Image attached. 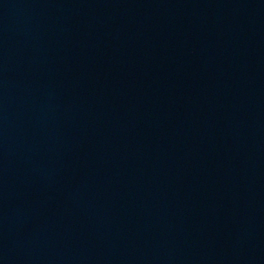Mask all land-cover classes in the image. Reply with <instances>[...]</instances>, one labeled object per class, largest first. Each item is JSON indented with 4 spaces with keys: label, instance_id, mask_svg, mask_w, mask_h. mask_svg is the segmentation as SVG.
<instances>
[{
    "label": "water",
    "instance_id": "obj_1",
    "mask_svg": "<svg viewBox=\"0 0 264 264\" xmlns=\"http://www.w3.org/2000/svg\"><path fill=\"white\" fill-rule=\"evenodd\" d=\"M0 264H264V0H0Z\"/></svg>",
    "mask_w": 264,
    "mask_h": 264
}]
</instances>
